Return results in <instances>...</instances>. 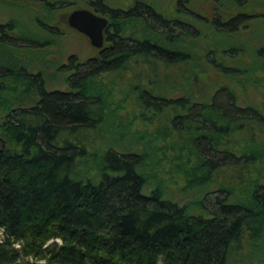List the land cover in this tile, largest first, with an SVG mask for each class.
Returning a JSON list of instances; mask_svg holds the SVG:
<instances>
[{"label":"trees","instance_id":"1","mask_svg":"<svg viewBox=\"0 0 264 264\" xmlns=\"http://www.w3.org/2000/svg\"><path fill=\"white\" fill-rule=\"evenodd\" d=\"M83 1L108 18L106 47L84 62L68 57L59 68L68 73L65 90L47 89L39 71L0 59V264H28L19 263L27 256L32 264H241L257 250L253 264H264L263 114L238 105L226 86L197 100L164 94L198 67L191 50L201 33L192 20L227 36L252 18L239 12L206 21L180 1L171 14L141 0L127 8ZM128 23L147 35L131 36ZM18 27L0 25V47L40 48ZM214 51L205 58L221 75L243 76L247 85L264 80V47L244 68L225 66ZM115 120L120 131L112 134ZM135 121L141 132L130 131ZM110 136L123 146L90 147ZM126 136L142 143L141 152L123 148ZM168 186L196 198L178 205Z\"/></svg>","mask_w":264,"mask_h":264},{"label":"rangeland","instance_id":"2","mask_svg":"<svg viewBox=\"0 0 264 264\" xmlns=\"http://www.w3.org/2000/svg\"><path fill=\"white\" fill-rule=\"evenodd\" d=\"M37 1L39 4L33 6V2L30 0H0V25L12 21L14 25L19 26L17 33L20 37H27L41 44L40 48L36 50L26 49L20 54H15L17 52L10 47L8 48V46H6L7 48L0 47V59L8 66L14 65L15 61H17L19 66H23L24 68L29 66V70L33 71V73L39 71L43 76L47 89L65 90L64 79L68 73L60 71L59 68L67 63L68 57L72 56L77 62H84L88 58L97 56L100 51V49L90 46L88 39L84 35L71 29L66 24V17L72 10L90 9L83 0H47L54 4L57 3L56 5L58 7L56 10H47L40 0ZM134 1L136 0H104V4L112 8H127ZM141 1L153 5V7L161 12L170 14L174 11L175 1H180L182 5L192 9L199 17H204L206 21H210V19L216 15L219 16L221 20H227L239 12L246 13L250 16L252 20L245 24V28L227 36L213 35L212 31L208 29V23L203 25L189 20L201 33L200 37L193 43V51L191 50L193 58L197 61L195 65L197 64L198 67L192 69L194 72L193 78L189 76L190 72H185L183 76L186 79L185 81H179V78H176L177 82H175V85H178V88H180L179 90H172L173 92L169 93V91H167L168 89H165L164 94L166 97L172 98L180 96V94H185L187 97H191L192 100H197L200 99V95H204V93L210 89L213 90L220 86H226L234 92L238 105H251L264 116V80L262 78L256 80V85H247L245 82L241 81L243 76L237 82V79L221 75L207 63V59L205 58L209 50L212 51L215 49L213 54L214 58L227 67L244 68L250 66L248 61L253 58L254 51L259 47H264V0H246V3L243 5H239L237 0ZM60 2H65L64 6H61L59 4ZM30 6H32V8ZM104 18L107 20V23H109L108 18L105 16ZM128 24H132V26H125L126 28H124V31H129L131 36L141 37L147 35L143 30L137 27L135 28L134 26L136 25H133V23ZM45 27L51 28L55 33H47L44 30ZM152 36L153 38H157L154 34ZM204 39L206 41H204ZM188 43L189 40H184L183 45L188 48L190 46ZM232 46L241 51L237 56L231 57L229 54L223 55L220 53V50H222L221 47L226 49ZM104 47H106L105 42H103V48ZM8 50L11 51V53ZM252 75L253 74H251V77ZM108 80L110 79H107V81ZM192 81H194V83ZM5 82V85L10 86L8 85V81ZM191 82L193 86H190ZM107 86L109 85L107 84ZM9 93L10 91H6L5 95L8 96ZM117 99H120V96L114 98L116 101ZM132 110L133 112L131 113H135V108ZM118 112L120 113V110H118ZM131 113L128 112L125 116H119L121 120L123 119L122 125H125L126 121H130ZM112 123L113 125H111L112 127L109 131L112 134L120 131V129L117 128L118 122L115 120L114 122L112 121L111 124ZM143 127L144 125L140 126V123L135 121L131 123L129 129L131 132H141ZM111 137L113 136L105 139L101 144V148L100 146L98 147V145H100L98 143L90 147L102 149L109 143H116L120 147L123 146L122 144L119 145L114 137ZM141 144L142 143L130 140V137L126 136L124 140L125 147L123 148L130 151L135 150L141 152L143 149ZM173 180H175L174 177ZM167 191L168 198L178 205H185L196 198V196H192L190 192H179L180 190L179 188L177 189V187L168 186ZM248 249H243L244 252L242 251L243 253L240 255L246 256L248 253H251V251L248 252ZM259 257L260 252L257 250L254 254H251L250 257L242 259L241 264H253ZM21 262L32 264L34 260L31 256H27L26 258L21 257L19 263Z\"/></svg>","mask_w":264,"mask_h":264},{"label":"water","instance_id":"3","mask_svg":"<svg viewBox=\"0 0 264 264\" xmlns=\"http://www.w3.org/2000/svg\"><path fill=\"white\" fill-rule=\"evenodd\" d=\"M66 24L84 35L93 48L100 50L103 48V33L108 25L104 17L87 9H75L68 13Z\"/></svg>","mask_w":264,"mask_h":264}]
</instances>
